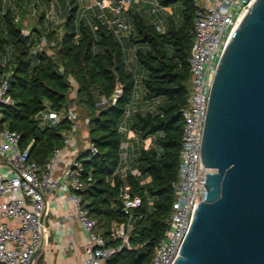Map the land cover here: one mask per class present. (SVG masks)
I'll use <instances>...</instances> for the list:
<instances>
[{"label": "trees", "instance_id": "trees-1", "mask_svg": "<svg viewBox=\"0 0 264 264\" xmlns=\"http://www.w3.org/2000/svg\"><path fill=\"white\" fill-rule=\"evenodd\" d=\"M53 1L63 17L61 25L47 19ZM153 1L170 10L165 31L130 8L122 20L131 35L122 38L100 18H81V0H0V72L10 75L9 95L14 101V106L2 110L0 131L20 134V148L31 147L30 158L46 165L54 150L63 148L69 125L42 128L38 116L75 105L80 117L89 121L90 144L98 153L92 156L87 151L78 159L84 168L82 180L89 185L80 193L83 203L107 246L120 244L112 238L114 228L132 225L130 249L106 264H151L175 201L173 185L178 182L183 139L181 111L191 96L190 57L198 8L194 0H138L137 5ZM33 12L36 26L24 36ZM43 39L47 44L40 51ZM130 49H136V64L146 74L145 102L159 103L153 113L133 112L138 81L128 61ZM70 80L78 87L75 100L70 98ZM121 127H129L144 142L151 141L152 147L141 149L135 160L133 170L139 176L116 175L123 166ZM124 187L141 202L131 220L119 209Z\"/></svg>", "mask_w": 264, "mask_h": 264}, {"label": "built area", "instance_id": "built-area-1", "mask_svg": "<svg viewBox=\"0 0 264 264\" xmlns=\"http://www.w3.org/2000/svg\"><path fill=\"white\" fill-rule=\"evenodd\" d=\"M114 1L113 19L105 14L100 19L116 37H121L122 32L131 29L123 22L122 16L134 4H138V0ZM194 1L198 9L190 57L191 96L187 107L181 111L183 139L179 177L173 185L175 201L168 230L156 247L151 264L175 263L194 214L205 201L206 177L212 171L203 164L202 145L216 69L231 39L257 0ZM55 18L57 10L52 2L47 10V19L56 25ZM23 35L28 36L29 33L24 31ZM46 44L47 41L43 39L38 50L41 51ZM9 76L0 72V120L2 110L14 106L9 95ZM115 103L116 98L112 100V105ZM106 104L104 100L102 105ZM38 120L42 128L56 127L63 122L69 125V130L64 134L63 148L54 150L46 165H40L30 158L31 147L25 150L20 148V134L0 131V264H38L39 254L46 243L44 222L48 199L54 193L67 195V202L71 205L70 220L76 221L87 235L84 264H106L123 249H130L132 225L129 222L114 228L112 238L120 244L107 246L80 195L89 185L82 180L84 168L79 158L71 162L62 176L56 175L63 151L71 145L80 129L76 110L59 113L46 110L38 116ZM120 132L123 134L125 128L121 127ZM88 151L92 156L98 153L91 144ZM121 161H125L123 156ZM121 169L116 172L117 176H122ZM122 178H126V175ZM120 198L122 211L131 220L133 211L141 202L131 197L129 187L121 190Z\"/></svg>", "mask_w": 264, "mask_h": 264}, {"label": "water", "instance_id": "water-1", "mask_svg": "<svg viewBox=\"0 0 264 264\" xmlns=\"http://www.w3.org/2000/svg\"><path fill=\"white\" fill-rule=\"evenodd\" d=\"M202 161L205 201L174 264H264V0L218 63Z\"/></svg>", "mask_w": 264, "mask_h": 264}, {"label": "crops", "instance_id": "crops-1", "mask_svg": "<svg viewBox=\"0 0 264 264\" xmlns=\"http://www.w3.org/2000/svg\"><path fill=\"white\" fill-rule=\"evenodd\" d=\"M115 6L116 3L114 0H81V7H85L86 10L83 17L85 19L87 18V15L100 18L103 14H105L109 19H113L114 16L112 10ZM131 9L133 11H139L145 18L158 26L160 30L165 31L167 28V18L169 15L166 14L169 13L170 10L160 8L155 1L143 2L139 5L134 4ZM149 11L150 14H144ZM57 19L59 20V17H57ZM62 22L63 18L62 21H60V25ZM126 25L129 26L127 23ZM131 31L132 30L130 29L122 32L121 37H129L131 35ZM135 52L136 49H130L128 51V61L130 59L129 63L133 71L136 73L138 91V88L141 86V82H143L146 78V74L136 64ZM70 82L73 87L70 98L75 100L77 98L78 87L73 80H70ZM142 106L145 107L146 104ZM139 111H142L140 105L136 106L134 109V112ZM78 117L80 129L74 137L71 145L63 151L60 157L56 174L58 177L63 175L65 169L74 159H78L82 154L87 152L90 146L89 132L87 129L89 121L80 117L79 114ZM123 135L124 142L122 145V156L125 158V161L121 169V174L122 176H125L131 172L133 176H139L138 171L133 170L135 160L141 149L152 147L151 141H142L129 129V127L125 128ZM70 212L71 205L67 202L66 194L54 193L48 199V212L44 222L46 243L39 254L38 264H84L85 246L88 241L87 235L76 221L70 220Z\"/></svg>", "mask_w": 264, "mask_h": 264}, {"label": "rangeland", "instance_id": "rangeland-1", "mask_svg": "<svg viewBox=\"0 0 264 264\" xmlns=\"http://www.w3.org/2000/svg\"><path fill=\"white\" fill-rule=\"evenodd\" d=\"M82 1H86V0H82ZM53 3H55V2L53 1ZM85 12H86L85 7H81V9H80V17L81 18L84 17ZM148 13L150 14V11L149 12H145L144 14H148ZM34 15H35L34 12L31 13L30 16H29V18H28V20L26 21V26H27L26 32H28L29 34L31 32V29H33L36 26V20L34 18ZM166 15L171 16L170 12L167 13ZM57 17H59V20L57 18H55V21L58 23L56 25H60V21H62V18L63 17H62V15L60 14V12L58 10H57ZM86 17H87L86 18L87 20H89L91 18L90 15H87ZM174 19L177 22L180 21L179 17H176L175 16ZM167 22H168V18H167ZM129 61H130V59H129ZM2 63L5 64L4 61ZM143 95H144V86H143V83L141 82V86H140V88H138V91L136 92V95H135V101H134L133 107H132L133 108V112H134L135 107L140 105V108H141L142 112H144V113L145 112H151V113H153L154 110H156L157 105L159 103H155V102H152V103L151 102H145ZM145 104H146V106L143 107L142 105H145ZM72 108H75L76 109V112L79 114V111L80 110L78 111L75 105L71 106L70 109H72Z\"/></svg>", "mask_w": 264, "mask_h": 264}]
</instances>
